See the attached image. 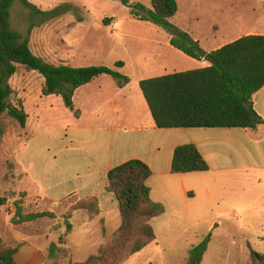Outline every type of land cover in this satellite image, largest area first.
<instances>
[{
    "label": "rangeland",
    "instance_id": "374dc122",
    "mask_svg": "<svg viewBox=\"0 0 264 264\" xmlns=\"http://www.w3.org/2000/svg\"><path fill=\"white\" fill-rule=\"evenodd\" d=\"M27 1L34 10L14 0L9 9V26L28 40L34 55L48 64L74 68L105 66L111 70H125L130 77H134L132 70H188L190 67L188 57L169 47L170 35L166 31L135 20L118 0ZM176 1L178 11L170 23L182 31L190 29L207 51L230 43L229 40L242 35L241 30L251 26L239 24L238 30H231L233 19L221 16L220 9L233 0ZM136 3L150 7V0H130V5ZM117 62L123 63L119 69L114 67ZM7 84L14 90L10 103L16 105L21 101L28 115L25 131L10 129L0 144V199H10V208L19 199L10 189L28 186V179L21 180L18 175L20 169L32 165L34 172L39 173L44 168L45 181H53L59 168L72 164L78 153L70 142L69 130L65 132L72 126L73 115L61 96L42 95L44 80L38 73L18 66ZM97 84H104V89H108L106 83L98 81L94 86ZM30 137L36 139L31 141ZM29 141L23 151V144ZM14 163L19 165L18 170ZM245 180L246 183H242ZM191 186L196 199L185 204L179 196L178 184L170 183L169 194L160 185L149 183L151 199L164 207V214L151 222L156 240L122 264H185L189 251L208 234L209 243L201 264H247L250 249L264 253V200L257 198L264 191V184H255L251 177L221 179L204 175L193 178ZM24 200L29 201L25 204V212L39 213L48 209L39 208L33 199ZM70 203L66 200L53 217H46L36 225L40 232L47 229L44 223L55 225L56 232L42 233L49 237L47 244H58L63 236L64 216ZM103 207V220L100 215L93 219L85 213L79 219L78 214L74 215L70 221L73 230L63 240L65 244L59 245L63 250L56 258L47 260L48 264L84 262L109 242L119 226V213L111 198ZM9 208L5 211L11 215ZM51 218L56 221L49 220ZM45 243L43 239L36 244Z\"/></svg>",
    "mask_w": 264,
    "mask_h": 264
},
{
    "label": "trees",
    "instance_id": "16d2710c",
    "mask_svg": "<svg viewBox=\"0 0 264 264\" xmlns=\"http://www.w3.org/2000/svg\"><path fill=\"white\" fill-rule=\"evenodd\" d=\"M27 9L34 6L20 0ZM129 9L137 21L157 26L169 35V45L196 61H207L208 67L186 72L144 79L139 89L157 129L226 128L254 130L264 125L254 110L252 96L264 88V35L240 37L206 53L190 35L170 23L177 11L176 0H150V7L130 0H118ZM14 0H0V144L10 129L25 131L28 115L23 104L10 103L14 90L7 84L18 66L38 73L44 80L43 96L59 95L64 105L73 111V92L101 75L112 77L118 85L128 78L105 66L74 68L52 65L34 55L27 39L10 29L9 9ZM105 24L107 20H104ZM123 66L117 62L115 68ZM75 114V113H74ZM209 170L197 148L192 144L177 146L172 155L170 173L190 174ZM152 172L147 164L132 159L107 173L105 192L113 197L119 213V226L109 242L97 249L84 262L70 264H122L130 256L141 252L156 240L151 222L164 214V207L151 199L147 185ZM0 199V203H4ZM22 201L13 202L15 214L12 223H31L53 217L52 213L22 214ZM85 211L89 219L101 212L99 200L91 197L69 207L64 216L65 232L58 244L52 243L47 259L56 258L63 250L59 245L72 232L70 223L75 214ZM210 234L188 254L185 264H201L207 250ZM17 248L0 239V264H14ZM56 264V263H55ZM247 264H264V253L250 249Z\"/></svg>",
    "mask_w": 264,
    "mask_h": 264
},
{
    "label": "crops",
    "instance_id": "0c3cea01",
    "mask_svg": "<svg viewBox=\"0 0 264 264\" xmlns=\"http://www.w3.org/2000/svg\"><path fill=\"white\" fill-rule=\"evenodd\" d=\"M229 3L220 10L222 17L233 19L231 30H238L239 24L251 25L250 28L241 30V36L229 42L247 35H264V0H233ZM242 4L247 7L245 9L240 7ZM183 31L197 41L203 51L210 52L202 47L200 40L190 29ZM230 36L232 37L231 34ZM188 64L190 66L188 70H132L134 77L126 75L125 70H115L128 78V82L118 85L112 77L101 75L77 88L72 95L73 111L69 110L73 115L72 126L65 130L70 132V142L75 145L77 158L65 168H59L60 171L55 173L54 180L48 182L45 181L44 168L38 173L34 172L32 165L28 168L22 166L18 175L21 176V180L28 179V186L24 189L17 187L10 189L11 193L18 195V200L22 201V214L38 213L25 212V204L29 201L24 199H33L39 208H48L46 212L54 214L66 200L71 202V206L78 201L96 197L101 208L99 215L103 220V204L110 198L113 199L105 192L107 173L132 159H138L150 168L152 175L147 181L148 187L152 182L165 188L170 194L168 189L170 183H176L179 196L185 204L196 199L191 181L204 175L221 179L232 176L246 179L251 177L255 184L259 186L264 184V125L254 130L155 127L138 82L210 65L207 61H196L191 58L188 59ZM98 81L106 83L108 89H104L106 87L104 84L94 86ZM252 104L255 112L264 119V88L252 96ZM27 127L26 123L25 129ZM35 139L33 137L31 141ZM29 144L30 141L26 145L23 144L21 149L25 151ZM185 144H192L197 148L208 164V171L190 174L170 173L174 149ZM14 166L15 170H18L19 165L14 163ZM246 181L242 183L245 184ZM9 185L11 186L10 183ZM13 198L12 196V200ZM257 198L264 200V191L260 192ZM9 201L10 199H7L3 204L0 203V239L7 245L17 248L14 264H48L47 251L52 242L47 244L49 237L43 236L42 233H51V230L56 232V228H53L55 225L50 226L51 222L44 223L47 229L40 232L36 225L45 218L19 225L12 223L15 211L13 212V204L9 208ZM8 208L12 212L11 215L5 211ZM84 213L86 214L85 211L80 212L77 219ZM52 219L56 221V218L49 220ZM25 238H31L35 242L29 243ZM43 239L46 241L45 245L36 244Z\"/></svg>",
    "mask_w": 264,
    "mask_h": 264
}]
</instances>
